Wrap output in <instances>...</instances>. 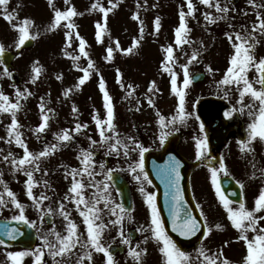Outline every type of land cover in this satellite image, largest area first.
I'll return each mask as SVG.
<instances>
[{"label":"rangeland","instance_id":"obj_1","mask_svg":"<svg viewBox=\"0 0 264 264\" xmlns=\"http://www.w3.org/2000/svg\"><path fill=\"white\" fill-rule=\"evenodd\" d=\"M138 1L141 3L138 4L134 0H112V3L117 6L108 13L106 20L107 31L102 37V42H98L95 35V24L97 21L104 23L103 13L99 9L89 11L92 4L96 3L97 0H69V4L67 5L65 4V0H54L56 8L66 10L67 7L72 6L78 13H82V15L74 16L72 20L77 26L76 31L86 40L88 56H84L79 53V41L75 37H73L71 47L66 48V29L63 27L64 22L54 31L46 30L54 15L53 9L49 7L48 0H22L23 5L29 7L30 10L20 15L17 23L25 17L30 18L34 21L35 31L39 30L40 35L35 39L34 48L22 52L18 59V63L21 62L24 64L27 62L23 65L24 69L20 71L23 78L21 86H14L10 78L3 75V71L0 70V90L9 96L12 102L16 100L15 92L17 88L21 89V91L27 88L32 93L31 96L21 100L22 107L17 112V120L19 121V130L22 133V139L28 145L30 151L39 152L45 144L56 143L54 133L62 129H69L71 131L78 122L87 123L88 125L87 129H81L80 132H73V140L64 142L53 154L43 158L40 161L41 170L34 173V178L38 183L33 188V193L35 196L45 193L49 197V199L43 202L41 207L45 209L51 207L53 209L50 215L54 218L52 223L56 225L55 228L58 229V232L65 230L67 225V221L59 214V204L63 203L66 206L65 211L70 213V219L76 222L79 231L84 234L82 238H86L87 236L86 226L82 222L83 218L79 215L76 205L73 201L64 199L65 194L69 192L72 180L71 176H68L67 179L65 177L67 175L66 169L82 167L81 160L78 157L80 156V149H87L89 147L90 141L88 137L97 141L100 139L99 131L92 117L93 115H98L100 119H104L106 115L103 93L99 88L101 77H103L105 88L112 98L115 112L114 123L121 136L131 135L143 143L146 148H158L159 146H163L169 136L180 134L181 132L187 133V125L193 123L195 114L197 111L199 112V110H193L192 115L184 123H178V131L170 126L168 129L170 131L168 138L163 144L159 142L158 137L162 129L158 123L157 111L161 115L170 118L176 114L178 104V97L171 92L170 75L161 68V61L165 57L164 47L171 44L174 48L176 63L172 67L178 73V86H180L183 78V72L179 65L187 63L188 57L194 50L199 52L197 60L189 65V72L192 74L197 70L205 71L207 77L202 84L192 86L194 89L192 87L187 88V101H191L187 97L205 96L208 85L211 82L212 84L214 82L216 83L224 75L221 68L224 66L227 55L225 54L226 49L220 40L224 42L227 39L225 33H221L218 28L214 32L213 28L210 31L202 28L198 29L193 25L194 23L192 21L193 19L196 22L204 21L205 14L208 12H211L213 16L217 15L214 7L204 5L200 0H193L196 11L191 16H186L185 18L187 27L190 29L187 37L192 41V45L184 44L178 47L174 43L175 28L179 26V11L181 7L187 12L186 0ZM99 3L105 8L111 6L109 0H99ZM222 4H227L228 7L233 6L229 0H222ZM237 5L240 6L241 3ZM12 11L10 10L9 12ZM15 12L13 15L16 14L15 16H18V12L16 10ZM134 13L138 14L139 19H133ZM157 16L160 17V28L158 31L154 24ZM141 21L143 22L142 26L144 31L143 39L139 45L131 53L115 50L112 58L106 60V48L109 44L115 47V42L118 40L121 49H126L132 45L134 37L139 39ZM230 25L232 26V23ZM235 25L237 24L235 23ZM244 26L247 28L246 25ZM0 30L4 34H8L9 42L11 37L13 41L18 38V32L10 25L5 29L0 28ZM248 30L250 31L251 28H248ZM30 31L33 34L35 33L33 29ZM232 32L237 31L232 30L228 33ZM8 41H5L3 44H5V47L12 48L14 45H10ZM65 51L71 52L73 55H78L80 59L74 62L70 56L65 55ZM201 52H203V55ZM89 59L94 62V70L90 71L89 79L80 85L79 88H76L75 85L79 82L78 78L83 75L81 69L88 67ZM37 61L38 64H35V66H42L43 70L36 80V83L33 84L31 83V77L33 75L32 69L34 62ZM218 62L222 64L219 71L213 67L214 63ZM74 64H79L80 68L75 67ZM209 66H212L213 71H207ZM117 70H119V77ZM58 75H62V79H57L56 77ZM108 77L110 79L114 78V80L109 83L110 80ZM121 81L125 87H121ZM152 81L156 82V88L159 89L158 92H148V86ZM128 84L134 87L131 95H128ZM66 89H72L67 97L63 95ZM148 96L153 98L155 107L148 104ZM219 96L217 95L215 98H212L213 111L225 109L228 104V102H222ZM41 98H43L45 104L44 111L48 109L52 111L48 113L51 119L47 129L43 133H40L39 138H37L38 134L34 129L41 123L42 110L39 107ZM238 98L239 93L235 91L234 99L238 100ZM209 99L204 98L202 102L204 100L206 105L211 104ZM220 102L224 105H221ZM73 104L77 108V112L75 113L72 111ZM10 123V114H0V138H4L0 139V173H3L2 178L7 183V186L16 194L19 201L24 204L25 215L28 217V220L35 221L36 226L41 230V235H48L46 231L49 226L44 220L46 214H42L34 207L33 200L26 195L25 181L27 177L25 173L23 171H13V166L3 159L9 152L13 153L17 158L22 157L24 154L23 148L17 145L14 140L12 143H8L7 126ZM185 129L186 131H184ZM93 149L95 152L93 159L96 162L94 168L97 173L95 177L97 181L104 180V175L99 167V163L103 161L105 163V170L107 168L117 169L131 183L134 203V209L131 213L133 219L128 220L125 217L123 231L125 232L124 225L127 223L132 224L136 231L141 226L147 227L150 220V213L145 202V194L141 193L139 189L143 186L145 193H153V188L148 183L136 181L133 175L126 170L129 160H137L139 158L138 152H130L129 158H125L122 154L120 156L114 154L105 155L108 151V145H96L93 146ZM257 153L258 158L263 161H260L256 155H250L249 159H246L248 162L240 159L239 155H236L238 159L230 158L232 160V162L230 161V168L236 174L235 176L243 183L254 184L252 188L249 187L248 189V193L251 195H258L260 188L264 187V176L260 172L261 169H264V155H261L260 152ZM242 160L245 162L244 165L246 168H244L245 171L241 175L235 165L241 164ZM106 161L108 164H106ZM253 164L255 168H253ZM45 169L47 172L44 171ZM253 172L256 174L255 178H253ZM44 181H47V186ZM191 185L198 193L197 201L199 204H206L207 211L204 213V216L207 218L209 226L215 223H220L224 226L222 230L213 228L203 243L196 246L193 250L188 251L193 257L192 264H199L196 249H199L201 246L210 252H219L222 250L225 258L235 262V264H239V261L246 254L245 244L242 240L237 239L238 232L232 226L227 217L226 210L216 195L215 188L211 183V172L206 166H200L195 170L191 176ZM204 188L206 191H204ZM2 190L3 186L0 185V191ZM95 191V188H86L84 190L85 197H90ZM110 191L112 199L116 203H119L118 196L112 184H110ZM17 211L9 203L7 208L0 211V218H11L17 214ZM42 215L43 220H41ZM103 219L105 223L109 224L104 232L103 242L106 246H110L112 243H117L118 240H121V237L118 235L120 229L119 226H113L109 223L115 217L109 215L107 210L103 213ZM150 235L149 232L137 231V237L132 241V245L135 246L139 243L140 246L147 249V253L143 257V264H162V257L159 253L157 242L151 238L147 242H144V237H150ZM249 235H254V233H249ZM208 245L210 246L205 247ZM126 247L128 253L129 246L126 245ZM127 253L126 260L128 258ZM74 254L81 255L79 245L73 250ZM57 258L59 260L60 257ZM8 259L9 257L4 260L2 249L0 248V264H9ZM122 261L123 257H121Z\"/></svg>","mask_w":264,"mask_h":264},{"label":"snow or ice","instance_id":"obj_2","mask_svg":"<svg viewBox=\"0 0 264 264\" xmlns=\"http://www.w3.org/2000/svg\"><path fill=\"white\" fill-rule=\"evenodd\" d=\"M9 0H0V9L3 10L5 18L12 22L16 19L13 15L15 10L12 12L8 11L7 5ZM204 5L209 7H214L216 12L219 13L217 16H213L211 12L205 14V20L208 23H216L217 20H223L227 18L229 13V7L227 4H222V0H200ZM248 3L254 7L264 8V4L257 5L256 0H248ZM49 7L53 9V18L46 29L47 31H54L60 27L63 23L65 31V44L66 48H70L72 45L73 37L79 41L78 48L79 53L88 56L86 51V40L76 31V25L72 18L77 15H82L78 13L74 7L69 6L66 10H61L56 8L54 5V0H48ZM65 4H69V0H65ZM110 7H103L102 4L97 0L96 3L92 4L89 11L94 9H99L103 13L104 23L97 21L96 27V39L98 42H102V37L106 33V20L108 13L112 11L117 5L109 0ZM187 12L181 7L179 11V26L175 28V41L174 43L179 47L184 44H191L192 41L187 37V33L190 29L187 27L186 16H191L196 11V6L193 0H186ZM257 21L254 22L249 31L244 28L243 31H238L234 33L226 32L225 35L228 40L232 43L234 49L233 53L229 57V66L226 68L224 75L220 81L217 82L218 86L222 87L224 91L225 98L229 96V87L235 85L236 91L239 93V99L237 104L240 107H232L226 110L223 115L225 117H232L234 113H244V109L248 108V115L253 117L251 122L247 125V139L239 141L242 152H254L252 148V142L259 139L264 142V57L257 58L255 55V49L257 44L260 42L257 39V35L264 36V17L261 16L260 12L256 13ZM133 19H139L138 14H133ZM141 21L140 36L139 39L133 38L132 45L129 48L121 49L120 43L117 40L115 42V47L112 44L106 48L107 55L106 60L112 58L113 52L115 50H121L126 53H131L135 47H137L140 41L143 39V26ZM155 28L158 31L160 28V17H156L154 20ZM12 27L18 32V38L15 42V47L17 49L21 48L26 41L29 39H36L40 35L39 30L35 31L33 34L30 30L35 27L34 21L30 18L25 17L19 23H13ZM231 27V25H230ZM233 36L235 40H233ZM163 47V46H162ZM165 57L161 61V68L164 72L170 75V86L171 92L178 97V104L176 107V114L172 115L170 118L161 115L157 111L158 123L161 126V131L159 133V142L163 144L165 140L170 135L169 127L179 130L177 124L184 123L186 119L192 115L191 112H187L185 109V97L187 95L186 89L191 85L192 80L195 78L193 74L189 72V65L197 60L199 52L194 50L192 54L188 57V62L180 64L179 67L183 72V78L180 86H178V73L172 67L176 63V56L174 55V48L171 44L164 47ZM5 52V45L0 43V64L4 63L3 54ZM65 55L70 56L72 60L78 61L80 57L78 55H73L71 52L65 51ZM38 64L34 62L33 75L31 77V83H36L39 75L42 72V66H35ZM75 67L80 68L79 64H74ZM251 69H255L256 76L253 80L248 77V72ZM83 75L78 78V83L75 85L79 88L80 85L84 84L86 80L89 79L90 71L94 70V62L89 59L88 67L81 69ZM207 71L211 72L213 69L209 66ZM118 77H119V70ZM3 75L8 77L12 76V72L9 71L7 67L3 69ZM57 79H62V75H58ZM258 85V87H257ZM121 87H125L121 81ZM99 88L103 93L104 108L106 109V115L104 119H100L98 115H93L92 119L95 121L96 127L99 131V141L93 140L88 137L90 141L89 147L87 149H80V156L82 167L66 169V179L68 176L72 177L71 186L69 192L65 194V200H71L76 205V209L79 215L83 218V224L86 226V238L83 237V233L79 231L78 225L72 219H70V213L65 211V204H59V214L63 216L64 220L67 221L65 228V233L56 232L54 229L50 230L49 235L54 236V241L48 239V235H41L40 238L43 240V244L35 248H25L20 251H9L6 253L7 257L11 259V264H23V258L31 256L33 257V264H46L44 261L45 252L47 249V254L53 258V264H65V260L69 259L73 255V250L79 245L81 250V255L76 258V264H93V253H102L105 256V264H114L113 253L110 250V246H106L103 242L104 232L108 228L109 224L105 223L103 219V213L107 210V213L114 216L115 219L109 221L113 226H119L118 235L121 237L120 243L128 245V256L132 258L135 264H143V257L147 253V249L140 246V244L132 245V237L123 231V223L125 217L128 220H132L133 217L129 209H126L122 203H116L111 197L110 184L113 182V173L117 169L107 168L105 170V163L101 161L99 167L104 175L103 181H97L94 164L96 163L93 159L95 154L93 146L108 145V151L105 155H116L121 154L125 158H129L130 152H138L139 158L137 160H129L127 164V171H129L133 178L138 182L148 181V173L144 171V157L145 153L148 151L143 143L139 142L134 136H121L118 132L117 127L114 123L115 112L114 105L112 103V98L109 92L105 88V81L103 77L100 78ZM129 89L128 95L132 94L134 87L131 84L127 85ZM72 89H66L63 93L65 97L69 96ZM159 89L156 88V82H150L148 86V92H158ZM16 100L12 102L2 90H0V114H10L11 123L7 126V138L8 143L14 142L23 148V156L15 157L13 153L9 152L8 155L4 156L3 159L9 162L13 166V171H23L27 177L25 181L26 195L33 200L34 207H36L42 214H51L53 209L51 207L42 208V204L49 197L45 193H41L39 196H35L33 193V188L38 183L34 178V173L40 171V161L53 154L58 147L62 146L64 142H68L74 139L72 133L80 132L81 129H87V123H76L74 129L71 131L69 129H62L57 133H54L56 143L45 144L39 152H32L29 150L28 145L22 139V133L20 132L19 121L17 120V112L21 109V100L26 99L31 96L32 93L25 88L23 91L17 88ZM250 98L249 103H245V97ZM147 102L149 105L155 107L153 98L151 96L147 97ZM42 110L41 123L34 129L38 134L43 133L49 124L51 117L48 115L51 109L44 111L45 104L43 98H41V103L39 105ZM72 111L77 112L76 106L73 104ZM199 119V117H197ZM201 131H203L204 125H200ZM4 139V138H0ZM196 149V159H208V140L207 137H202L196 139L195 142ZM255 168V165H252ZM181 162L174 156H169V160L166 162L165 166L159 170L158 175L166 183L167 187L171 189L170 193L166 195L171 196V204L169 208V213L171 217L172 231L178 233L181 237H192L201 231V221L192 214L191 209H186L184 205L187 203L184 200L183 189L181 187V173H180ZM47 172V170H44ZM211 183L215 188L216 195L222 204L223 208L226 210L227 217L230 220L234 229L237 230L238 240H242L246 247V254L242 257L239 264H264V226H261L260 221H264V215L259 213L264 212V187L259 190L258 196L255 198L254 207L248 208L243 200H239L237 206H233L234 202L229 200L222 189V180L220 178V173L225 176L229 175L226 164L223 157L220 158L218 167H211ZM261 175L264 176V169L260 170ZM255 172H253V178H255ZM3 173H0V185L3 186V190L0 191V211L7 208L9 203H11L17 211V214L11 217V220L18 221L21 224H28L30 227H36L35 221H29L28 217L25 215V206L19 201L16 194L7 186V183L3 180ZM47 186V181H44ZM241 189L244 185L240 181ZM88 187L95 188L96 191L91 194L90 197L86 198L84 190ZM139 191L145 194V202L148 206L150 213V220L147 227L141 226L137 231L149 232L151 235L144 237V242H147L150 238L155 240L158 245L159 253L162 257V264H192V255L182 250L178 245L177 241L169 235L165 228L164 221L160 217L159 209L157 208L155 202V193H145L143 186L140 187ZM7 197V198H6ZM197 208L201 205L197 204ZM200 215L204 217V212L201 211ZM43 220V215L41 216ZM204 231L203 235L207 237L213 228L217 230H222L223 225L220 223H215L209 226L207 218L205 217L203 221ZM0 230H2L3 235L11 239H16L18 235H22L20 228L11 227L9 228L7 224L0 225ZM254 233V235H249V233ZM5 240L0 239V245H4ZM198 254L197 259L199 264H235V262L223 256L222 250L219 252H210L208 249L201 246L196 249ZM56 257H60L59 260Z\"/></svg>","mask_w":264,"mask_h":264},{"label":"flooded vegetation","instance_id":"obj_3","mask_svg":"<svg viewBox=\"0 0 264 264\" xmlns=\"http://www.w3.org/2000/svg\"><path fill=\"white\" fill-rule=\"evenodd\" d=\"M231 1L233 2V0H231ZM238 2L241 3V6L231 8L230 10L233 11L234 14L239 15L240 22H241V25L243 26V28H245L244 25L247 26V29L251 28L252 24L257 21V15H256L257 12H260L261 16L264 17V8L254 7L253 5L248 3V0H238ZM21 3H22V0H9L7 8L9 9L10 7H13V6L19 7V6H21ZM256 4L257 5L264 4V0H256ZM6 27H7V22L3 18V10L0 9V28L5 29ZM257 39H259V41H260L257 44V46L259 47V56L264 57V36H260L258 34ZM233 40H235V39H233ZM230 43L231 42L229 40L226 42L227 45ZM255 76H256L255 69H251L248 72L249 79L253 80L255 78ZM215 85L213 86L215 95H220L219 97H220L221 101L222 102H230V105L228 103L227 106L225 107V109L216 110L212 113V104H208V106L206 107L205 103H201V101H202L201 97L195 96L193 98L194 99L193 100L194 107L198 108V109H203V111H200L196 115V119H197V117H199V119H197V121H200V122L205 121L206 122L205 127H207V123L210 119H212V117L224 116L223 113L226 110H228L229 108L240 107V105L237 104V100L234 99V90H235L234 87L224 86V87L230 88L229 96H228V98H225L224 91L222 90V87L218 86V85L215 86ZM257 87H258V85H257ZM207 94L209 95V98L212 99V84L207 88ZM222 102H220L221 105H224ZM249 102H250V98L246 96L245 97V103H249ZM248 111H249V109L245 108L244 113H242V114L237 112V113H234L232 117H225L224 116V118L227 120L228 124L230 126H235L236 129L233 133H231L229 135L227 141L223 145L218 147V152L212 148V133L207 129L201 131V129L198 127V128L193 129V130H188L187 133L183 132L181 134V137L179 140V145L181 146V150L183 151L182 154L188 160H190L192 162L191 172H193L197 169L198 165L201 164V161L207 162L208 163V169L210 170L212 165L215 167L219 166V160L221 157H223L225 164H227L228 168H230V158L234 159L236 157V155H243V156L256 155L257 158H258L257 152H260L261 155H264V142L260 141L259 139L252 142V148L254 149V152H242L241 151L239 141L247 139V125L253 119V117H251L247 114ZM184 131H186V129ZM205 136L207 137V140H208L209 156H208V159L202 158L200 160H197L196 159L195 142H196V139H199V138H202ZM216 152L218 155H216ZM194 162H196V163H194ZM253 185L254 184H252L251 186H253ZM257 196L258 195H256V194L251 195L248 193L249 199L247 200L248 203H247L246 207H248L250 209L253 208L255 198ZM259 214L264 215V212H261ZM260 224H261V226H264V221H260ZM50 226L51 225H49V227ZM36 229H37V236L40 237L41 236V230L37 226H36ZM47 232H48V239L55 242L54 236L49 235V232H50L49 230H47L46 233ZM37 240H38V243H37L36 247L40 246L44 243L43 240H39V238H37ZM0 248L2 249V254L4 256V260H6L8 257H7L5 252L3 253V250H5V247L0 245ZM23 249H25V248L19 247V248H14L13 250L20 251ZM44 252H45L44 261L46 262V264H53V258L47 254L48 250L44 249ZM124 253L116 254L113 256L114 264H129L132 261V258L129 256L126 260L125 259L126 255L123 257ZM75 256L79 257L80 255L78 254ZM75 256L72 255L71 258L66 259L65 264H76V258L77 257H75ZM121 256L123 257L122 262H121V258H120ZM33 259L34 258L31 256L24 257L23 258V264H33ZM56 259L58 260L57 257H56ZM8 261H9V264H11L10 258L8 259ZM85 264H88V262L85 261ZM93 264H105V259L103 257H93Z\"/></svg>","mask_w":264,"mask_h":264},{"label":"water","instance_id":"obj_4","mask_svg":"<svg viewBox=\"0 0 264 264\" xmlns=\"http://www.w3.org/2000/svg\"><path fill=\"white\" fill-rule=\"evenodd\" d=\"M33 41L28 40L25 42L24 47H30L32 46ZM14 55H12L9 52H4L3 54V60L4 64L6 67H9L12 65V59ZM203 76H199L197 79H202ZM12 79L15 83L20 82V78L16 75L13 74ZM214 123V121H212ZM213 130V128H212ZM215 138V135L213 139ZM178 138L177 137H172L170 141L166 144L164 151L162 153H155V152H148L145 155V168L147 170L148 176L152 180V182L155 184V186L158 189V196H157V203H158V208L162 214V218L164 221V225L166 229L171 233V235L174 237V239L178 242V244L182 247H187L189 245L195 244L203 236V231H204V225L203 222L197 212V210L194 207V204L192 202V199L190 197V192H189V187H188V172H189V166L186 163V161L178 154L176 150V143H177ZM174 156L176 159H178L181 162V167H180V173H181V187L183 189V196L184 200L187 202L184 207L186 209H191L192 214L196 216L198 220H200L201 223V231L198 232L195 236L192 237H181L178 233L172 231V226H171V217L169 213V208L171 204V196L166 195L167 193L171 192V189L167 187L166 183L160 178L158 175V172L160 169H162L166 162L169 160V156ZM114 186L116 187L119 195H120V201L124 205L126 209L131 210L132 209V198H131V193H130V187L127 183V181L117 172L113 173V182ZM222 189L224 190L225 194L228 195V197H232L230 193L235 192L234 190L237 189L236 186L232 188H227L224 185H222ZM235 197V196H234ZM239 199V196H238ZM17 223V222H16ZM14 223L13 221H0V225L7 224L9 228L11 227H18L21 230L22 233V227L20 225ZM134 232L132 236L134 237ZM26 238H28V235H25ZM22 238V235H18L16 239H11L7 236L3 235L2 230H0V239L5 240V242L10 243V244H16L21 242L20 239ZM34 243V240L32 238V242L24 243L25 245L32 246ZM123 247H113L112 248V253L115 251H122Z\"/></svg>","mask_w":264,"mask_h":264}]
</instances>
